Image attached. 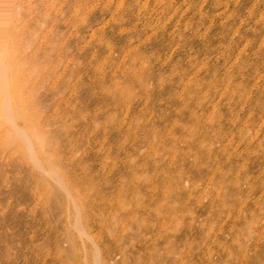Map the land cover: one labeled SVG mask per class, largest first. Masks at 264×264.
<instances>
[{
	"label": "rangeland",
	"instance_id": "1",
	"mask_svg": "<svg viewBox=\"0 0 264 264\" xmlns=\"http://www.w3.org/2000/svg\"><path fill=\"white\" fill-rule=\"evenodd\" d=\"M0 62V264H264V0H0Z\"/></svg>",
	"mask_w": 264,
	"mask_h": 264
},
{
	"label": "bare ground",
	"instance_id": "2",
	"mask_svg": "<svg viewBox=\"0 0 264 264\" xmlns=\"http://www.w3.org/2000/svg\"><path fill=\"white\" fill-rule=\"evenodd\" d=\"M1 60L3 61V59L1 58ZM0 63H2V62H0ZM2 65V64H1ZM5 66V65H4ZM3 66V67H4ZM3 67L1 68V69H3ZM5 69V68H4ZM2 72V71H1ZM4 73H5V71H4ZM5 76H6V74L4 75V78H5ZM2 77V76H1ZM2 79V78H1ZM4 80V79H3ZM4 100V99H3ZM6 104V103H5ZM10 105V104H9ZM10 108V107H9ZM10 110V109H9Z\"/></svg>",
	"mask_w": 264,
	"mask_h": 264
}]
</instances>
